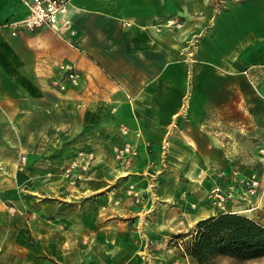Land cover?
Listing matches in <instances>:
<instances>
[{
    "label": "crops",
    "instance_id": "obj_1",
    "mask_svg": "<svg viewBox=\"0 0 264 264\" xmlns=\"http://www.w3.org/2000/svg\"><path fill=\"white\" fill-rule=\"evenodd\" d=\"M26 13L0 0V264H186L166 242L218 213L204 202L207 152L223 150L218 97L240 76L264 80V0H71L65 37L12 34ZM123 142L137 147L126 170L112 156ZM87 151L96 157L71 183L63 167ZM162 152L192 180L164 169Z\"/></svg>",
    "mask_w": 264,
    "mask_h": 264
},
{
    "label": "rangeland",
    "instance_id": "obj_2",
    "mask_svg": "<svg viewBox=\"0 0 264 264\" xmlns=\"http://www.w3.org/2000/svg\"><path fill=\"white\" fill-rule=\"evenodd\" d=\"M232 84L231 92L224 93L218 97L220 105H223V108L219 114H216L218 118L213 125V130L217 137L216 143L223 150L221 151L219 148L220 152H207L208 154L199 152L200 156L203 155L205 157V154H207L211 155L213 159L211 168L207 170H211V174H206L210 185L206 186L207 188L204 190V202L216 207L218 213L234 211L245 214L264 224V80H261L259 83L249 76H245L244 78L240 76ZM87 153L89 152H80L77 157L72 159H77L81 164H84V156ZM92 153L94 154V152ZM95 157L94 154L87 168L79 165L77 170H74L75 181L77 180L78 172L80 170H87ZM154 162L150 161L149 165H153ZM27 164L24 169H27ZM160 164L164 169L169 166L175 167L178 178L192 180L184 172H179L180 167L174 165L168 152H162ZM64 177L69 180L65 175ZM250 178H254L258 182L254 188L247 182ZM204 180L205 178H202V180L201 178L198 179L199 184L203 183ZM75 181L70 182L75 183ZM127 186L125 193L132 201L131 196L127 193ZM215 186L221 188L224 196L220 205L214 201L213 195L210 196L211 190ZM136 189L143 199L139 203L145 202V194L140 192L138 188ZM181 192L183 196H186V189H183ZM191 204H195V206L192 207ZM196 205L195 201L189 202V207L191 208H195ZM10 207L12 205H7L8 211ZM195 224L196 222L187 231L183 230L178 234L168 237L166 242V245H169V250L167 249L169 252L178 250L182 258H188L193 264L197 263L186 254L185 244L191 239ZM141 239L145 246L152 244V240L145 237V235H142ZM177 255L173 256L170 264H179ZM187 260L185 262L189 264ZM213 264H264V256L247 260L217 256Z\"/></svg>",
    "mask_w": 264,
    "mask_h": 264
},
{
    "label": "built area",
    "instance_id": "obj_3",
    "mask_svg": "<svg viewBox=\"0 0 264 264\" xmlns=\"http://www.w3.org/2000/svg\"><path fill=\"white\" fill-rule=\"evenodd\" d=\"M27 8L26 15L17 21L10 22L12 27V34L20 28L27 30H35L40 28H50L59 35L65 37L67 34L72 35L75 30L72 25L71 17L69 16V8L71 7V0H22ZM59 70L61 76L70 79L71 83L76 84L78 80V74L73 70V65L70 63H60ZM54 85H58L61 89L64 88L61 77L52 81ZM120 131L123 134L128 132L126 126H121ZM84 156V164H81L77 159H72L67 162L63 167V174L69 178L71 182L75 181L74 170H77L79 165L87 168L93 159L94 154L92 151H87ZM137 154V147L130 142H123L113 146V157L118 167L121 169H127L133 162L134 157ZM27 164L26 154L21 152L17 159V167L19 170H23ZM249 185L254 188L258 182L254 178H250L247 181ZM127 193L131 196L133 203H139L143 199L139 191L136 189L134 183H129L127 186ZM213 195L219 205L221 204L224 196L219 186L212 188L210 196ZM195 206V204H191ZM10 212H14L15 208L12 206L9 208Z\"/></svg>",
    "mask_w": 264,
    "mask_h": 264
},
{
    "label": "trees",
    "instance_id": "obj_4",
    "mask_svg": "<svg viewBox=\"0 0 264 264\" xmlns=\"http://www.w3.org/2000/svg\"><path fill=\"white\" fill-rule=\"evenodd\" d=\"M185 252L197 264H213L217 256L247 260L264 256V224L234 211L198 220Z\"/></svg>",
    "mask_w": 264,
    "mask_h": 264
}]
</instances>
